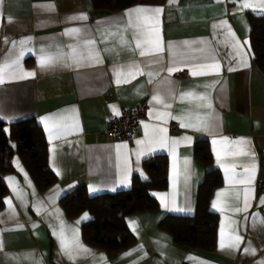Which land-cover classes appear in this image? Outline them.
<instances>
[{"label": "crops", "instance_id": "0c3cea01", "mask_svg": "<svg viewBox=\"0 0 264 264\" xmlns=\"http://www.w3.org/2000/svg\"><path fill=\"white\" fill-rule=\"evenodd\" d=\"M259 4L138 0L108 11L92 0H0V121L36 120L55 177L40 191L20 156L11 157L2 177L0 264H264V73L254 62L247 19L264 14ZM137 7L146 11L126 15ZM80 15L87 19H70ZM72 29L80 32L67 34ZM41 50L60 59L41 68ZM215 64L219 70L202 67ZM137 104L146 105V119L134 125L133 140L105 136L114 109ZM200 140L221 176L209 201L218 217L212 250L177 245L159 227L165 215L195 211L208 169L194 156ZM155 155L167 158V186L149 191L156 209L127 217L133 246L109 257L85 243L81 225L90 213L68 218L61 198L81 184L91 196L127 190L133 176L148 179L143 162ZM236 237L238 249H220L221 239Z\"/></svg>", "mask_w": 264, "mask_h": 264}, {"label": "trees", "instance_id": "16d2710c", "mask_svg": "<svg viewBox=\"0 0 264 264\" xmlns=\"http://www.w3.org/2000/svg\"><path fill=\"white\" fill-rule=\"evenodd\" d=\"M138 0H92L97 10L116 11L137 3ZM250 45L254 62L264 73V14L248 13ZM8 127V132L5 131ZM14 142L15 148L10 145ZM194 156L207 169L199 183L195 211L192 215H165L159 227L171 234L180 246L212 250L215 245L218 217L211 211L209 201L213 189L221 184L217 169L211 167V154L207 141L194 145ZM18 154L33 179L36 187L43 191L55 183V177L47 166V144L43 132L34 118L23 119L9 125L0 121V208L7 194L3 174L11 171V157ZM148 179L133 176L131 187L113 193L91 196L85 184L78 185L64 195L60 204L68 218L87 211L91 219L81 225L85 243L104 250L114 257L133 246L135 238L128 229V216L157 208L156 201L149 195L153 189L167 186V158L155 155L143 162Z\"/></svg>", "mask_w": 264, "mask_h": 264}, {"label": "snow or ice", "instance_id": "6c2138e0", "mask_svg": "<svg viewBox=\"0 0 264 264\" xmlns=\"http://www.w3.org/2000/svg\"><path fill=\"white\" fill-rule=\"evenodd\" d=\"M242 7H244V8H251V7H253V6H252L251 4L245 2V3L242 4ZM259 7H260L261 9H264V0H260ZM145 11H146L145 8H143V7H137V8H134V9H132V10H129V11L126 13V15H128V16H132L134 13L137 14V15H139V14H141V13H144ZM155 11H156V14L158 15L159 12H160L161 10H160V9H156ZM70 19H87V17L84 16V15H80L79 17H71ZM79 32H80V29H72V30H70L67 34L72 35V34H78ZM21 43H24V41H21ZM89 44H91V42H89ZM137 47H138V48L140 47V44H139V43H137ZM157 50H158V51H162V49H157ZM74 51H75V50H74ZM140 55H141V56H144V55H146V53H145L144 51H141V52H140ZM59 59H60V57H55V58H54V57H52V56L45 55V54L43 53V50H41V56H40V58H39V60H38V65H39V67H41V68L51 67V66H53V64L56 63ZM244 66L246 67L247 64L245 63ZM132 67H137V66H132ZM202 67H204V68H209V67H211V68H215L216 70H219V67H220V66H219V64H215V65H204V66H202ZM174 70H175V69H173V68H169V69H168V72L171 73V72H173ZM230 70H231V69H230ZM3 72H4V69L0 68V77H2ZM196 74H197V73L194 71V72H193V75H196ZM26 75H27V76H34L35 73H34V72H30V73H27ZM0 82H3L2 78H0ZM117 82H119V80H118ZM153 99L156 100L157 102H161L159 97L154 96ZM114 112H115L116 115H119V112H118V111H115V109H114ZM182 126L187 127L188 125H182ZM138 143H139V142H138ZM174 143H175V142H174ZM213 143H215V141H213ZM57 174H59V173H57ZM25 178H27V177H26V174H25ZM9 180H11V178H9ZM13 191L15 192L16 189L14 188ZM218 195H219V194H218ZM7 203H9V207H10V210H11V202H10V201H7ZM162 203H163V201H162ZM261 203H264V199L261 200ZM248 206H249V205H248V201H247V198H246V199H245V210L247 209ZM215 207H216V203L213 202V208H215ZM177 210H178V211H183V209H177ZM236 211H241V209L237 208ZM83 218H84V219H87V218H88L87 213H85V215H84ZM262 223H264V221H262ZM59 239H60V242H61V248L67 252V249H68V243L66 242V240L64 239V237H63L62 234H61V236L59 237ZM239 243H240V237H236V238H235V241H233V242H229V243H227V244L224 242L223 239H221L219 247H220L221 250H223V249H225V248H228V249H238V248H239ZM83 251H87V249H83ZM244 251H245V252L251 251L252 254H255V250H254V249H245Z\"/></svg>", "mask_w": 264, "mask_h": 264}, {"label": "built area", "instance_id": "2783aa9c", "mask_svg": "<svg viewBox=\"0 0 264 264\" xmlns=\"http://www.w3.org/2000/svg\"><path fill=\"white\" fill-rule=\"evenodd\" d=\"M177 76L182 77L183 73H179ZM145 119V104L123 106L119 109V115L113 116L108 120L104 134L111 140L122 139L130 142L133 140L134 125ZM175 129V127H172V130ZM261 163H264V158L261 159ZM259 188L264 190V183H260Z\"/></svg>", "mask_w": 264, "mask_h": 264}]
</instances>
